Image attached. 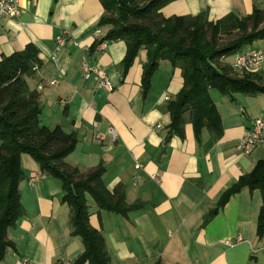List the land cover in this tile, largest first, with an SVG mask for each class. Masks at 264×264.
<instances>
[{
    "label": "crops",
    "instance_id": "crops-1",
    "mask_svg": "<svg viewBox=\"0 0 264 264\" xmlns=\"http://www.w3.org/2000/svg\"><path fill=\"white\" fill-rule=\"evenodd\" d=\"M19 4L18 17L0 20V59L28 43L37 47L42 65L28 85L39 93L40 124L74 133L77 142L65 161L80 173L103 166L107 190L118 188L130 206L125 212L109 211L86 194L89 224L102 235L110 263L264 264V233L257 227L262 192L243 187L219 204L224 192L264 159V143L248 154L237 148L253 120L264 118V93H235L229 98L210 89L221 118V136L211 143L204 128L197 137L185 112L182 135L169 137L168 103L183 85L179 67L161 60L143 94L144 48L123 79L125 41L104 40L106 46L96 48L110 28L99 24L104 12L100 0ZM254 7L264 9V0H171L161 14L194 16L205 11L215 21L229 13L247 15ZM62 31L63 46L55 41ZM248 48L264 53V39L242 50ZM229 57L232 65L233 55ZM83 59L106 74L111 90L95 76L84 78ZM259 73L264 75V62ZM52 80L56 83L50 84ZM110 127L116 130L115 140ZM21 168L24 212L7 230L13 246L0 264H76L84 247L81 237L71 234L61 181L42 172L27 154L21 156ZM32 174L38 176L30 182Z\"/></svg>",
    "mask_w": 264,
    "mask_h": 264
},
{
    "label": "trees",
    "instance_id": "trees-1",
    "mask_svg": "<svg viewBox=\"0 0 264 264\" xmlns=\"http://www.w3.org/2000/svg\"><path fill=\"white\" fill-rule=\"evenodd\" d=\"M171 0H100L104 12L99 24L110 26L103 40H123L125 56L121 62L124 78L138 51L144 48L147 60L142 67L141 87L146 94L150 80L161 60L181 70L183 85L168 103L169 137L182 135L183 114L189 112L196 136L206 128L211 143L222 134L220 115L210 89L232 98L235 93H264V75L237 74L226 58L255 40L264 39V9L254 7L247 15L229 13L211 21L205 11L194 16L164 17L161 8ZM95 44H98L95 43ZM37 47L28 43L0 59V262L13 246L7 230L23 215L19 183L24 177L21 156L27 154L42 172L58 178L62 184V202L70 209L71 234L82 239L84 251L76 264H111L102 235L89 224L86 194L100 207L125 212L123 192L105 187L103 166L80 173L65 157L74 149L77 138L60 126L47 127L39 122L41 102L28 78L41 67ZM243 187L258 188L264 198V159L256 161L222 195L219 204ZM264 233V204L257 222Z\"/></svg>",
    "mask_w": 264,
    "mask_h": 264
},
{
    "label": "built area",
    "instance_id": "built-area-1",
    "mask_svg": "<svg viewBox=\"0 0 264 264\" xmlns=\"http://www.w3.org/2000/svg\"><path fill=\"white\" fill-rule=\"evenodd\" d=\"M20 0H0V20L3 18H15L20 15ZM66 32L62 31L55 37V41L58 45L63 46L66 41ZM106 41H101L96 45V48L103 49L106 46ZM262 62H264V53L257 48H248L245 50L238 51L233 55L232 67L238 73H258L261 70ZM83 75L85 79H89L95 76L99 83L108 88L112 89V84L106 74L97 67V65L90 64L86 59L82 61ZM56 83V80H52L50 84ZM42 86L39 85L38 89ZM169 99L168 96L165 97ZM112 139L115 140L117 137L116 130L113 127L108 129ZM98 138H102L101 136ZM264 143V118H255L245 134L239 139L237 148L242 153L248 154L256 145ZM136 168H140L139 163H135ZM37 174L30 176V182L35 181ZM157 180L158 178L155 177Z\"/></svg>",
    "mask_w": 264,
    "mask_h": 264
},
{
    "label": "rangeland",
    "instance_id": "rangeland-1",
    "mask_svg": "<svg viewBox=\"0 0 264 264\" xmlns=\"http://www.w3.org/2000/svg\"><path fill=\"white\" fill-rule=\"evenodd\" d=\"M228 58H229V59L227 60V62H230V61H231V57L228 56ZM243 74H246V73H237V74H236V73L234 72V75H236V76H241V75H243Z\"/></svg>",
    "mask_w": 264,
    "mask_h": 264
}]
</instances>
